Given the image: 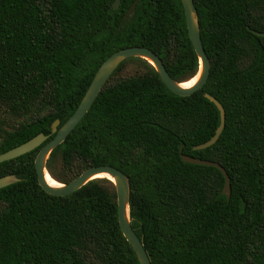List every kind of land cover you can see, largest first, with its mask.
Here are the masks:
<instances>
[{
  "label": "trees",
  "instance_id": "trees-1",
  "mask_svg": "<svg viewBox=\"0 0 264 264\" xmlns=\"http://www.w3.org/2000/svg\"><path fill=\"white\" fill-rule=\"evenodd\" d=\"M0 0V153L40 132L39 147L0 162V264H140L118 216L115 183L97 177L69 195L38 181L36 156L73 114L115 51L147 46L178 81L200 66L182 0ZM211 59L205 86L173 92L145 58L111 74L55 148L50 173L69 182L111 164L128 174L132 225L152 264H264V0H195ZM225 107L226 124L212 145ZM183 152L220 162H187Z\"/></svg>",
  "mask_w": 264,
  "mask_h": 264
},
{
  "label": "water",
  "instance_id": "water-1",
  "mask_svg": "<svg viewBox=\"0 0 264 264\" xmlns=\"http://www.w3.org/2000/svg\"><path fill=\"white\" fill-rule=\"evenodd\" d=\"M182 2L186 12L190 38L199 56L200 61L199 70L197 74L193 77H197V80L194 82V84L190 86H184L183 84L187 81L176 80L167 70L163 59L153 49L143 45H132L123 47L112 53L103 61V63L97 69L80 104L73 112V114L64 122V124L59 127L60 119H56L54 121V123L52 124V133H55V136L42 146L35 160L39 183L45 190L56 195L72 194L75 191L79 190L90 180L97 178L96 175L101 173L108 174L110 177L107 178H109L115 183L117 189L118 216L121 228L127 240L134 248L140 261V264H152V262L143 244L142 239L137 234L136 230L132 225L130 213L131 184L128 174L114 165L101 164L86 168L80 175H78L76 178L69 182H62L56 179L50 173L47 168V161L52 151L57 148L62 142L65 141L68 135L75 129V127L90 110L103 86L105 85L111 74L115 71V69L123 61L131 57H142L147 59L156 68L157 72L159 73L162 80L166 83V85L173 92L179 95H191L205 86L211 72V59L205 49L202 40L198 9L196 7L195 0H182ZM119 5L120 0H116L114 8H119ZM254 32L264 36V31L254 30ZM205 95L207 98L213 101L220 110L221 121L219 126L217 127L215 134L209 140L195 145V149H203L214 144L219 139L226 124V110L223 104L215 96L209 93H205ZM50 135L51 133L46 134L44 132H40L29 140L5 152L0 153V162L16 158L34 150L35 148L42 145L50 137ZM181 155L183 159L187 162L218 167L225 176V185L223 193L226 194L228 198L231 197V177L227 172L226 168L220 162L186 154L183 152V146L181 147ZM47 173H49L52 178H54L56 181L60 182L61 185L56 186L49 183V181L47 180ZM19 180H21V178L15 173L0 176V188Z\"/></svg>",
  "mask_w": 264,
  "mask_h": 264
},
{
  "label": "bare ground",
  "instance_id": "bare-ground-1",
  "mask_svg": "<svg viewBox=\"0 0 264 264\" xmlns=\"http://www.w3.org/2000/svg\"><path fill=\"white\" fill-rule=\"evenodd\" d=\"M197 80V77L185 82L183 85L184 86H190L192 84H194V82ZM97 177H110L108 174H105V173H101V174H98L96 175ZM47 180L49 181V183H51L52 185H56V186H59L61 185L60 182L56 181L54 178H52V176L47 173Z\"/></svg>",
  "mask_w": 264,
  "mask_h": 264
},
{
  "label": "rangeland",
  "instance_id": "rangeland-1",
  "mask_svg": "<svg viewBox=\"0 0 264 264\" xmlns=\"http://www.w3.org/2000/svg\"><path fill=\"white\" fill-rule=\"evenodd\" d=\"M60 181V180H59Z\"/></svg>",
  "mask_w": 264,
  "mask_h": 264
}]
</instances>
